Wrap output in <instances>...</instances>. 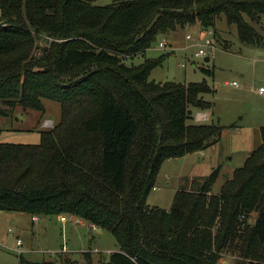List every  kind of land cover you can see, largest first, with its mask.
I'll use <instances>...</instances> for the list:
<instances>
[{
  "label": "trees",
  "instance_id": "obj_1",
  "mask_svg": "<svg viewBox=\"0 0 264 264\" xmlns=\"http://www.w3.org/2000/svg\"><path fill=\"white\" fill-rule=\"evenodd\" d=\"M93 2L0 0V100L43 114V99L62 105L40 145L0 142V211L75 216L111 233L120 249L102 264H218L225 252L264 264V126L218 194L219 168L181 187L170 210L149 208L162 165L214 146L224 128L188 124L190 105L212 107L206 81L150 80L170 52L127 65L222 16L244 44L264 47V0Z\"/></svg>",
  "mask_w": 264,
  "mask_h": 264
},
{
  "label": "rangeland",
  "instance_id": "obj_2",
  "mask_svg": "<svg viewBox=\"0 0 264 264\" xmlns=\"http://www.w3.org/2000/svg\"><path fill=\"white\" fill-rule=\"evenodd\" d=\"M114 2L94 0L93 5L103 7ZM247 22L254 26L248 18ZM191 27L178 29L161 38L145 57L130 59L127 65L138 67L147 58L154 59L170 52L162 66L153 70L150 80L171 81L186 86L206 81L211 92L202 96L212 105L207 110L211 118L201 124L219 125L224 131L214 146L183 158L167 160L162 165L157 178L158 188L152 190L147 200L149 208L170 210L181 187L193 179L203 180L219 168V177L212 188V192L218 194L222 185L236 169L244 166L251 152L262 142L260 130L264 126V95L258 92L264 87V47L244 44L239 39L237 26L228 25L222 16L214 29L217 34L214 38L216 50L210 57L197 56L199 45L211 36L199 24ZM255 28L264 37V22L262 27L255 25ZM187 35H192L196 41H188ZM161 42L172 46L161 49ZM207 58L210 60L207 61ZM43 104L46 109L44 114L33 109L26 111L21 106L11 109L0 100V110L7 111V114H0V142L40 145L41 131L52 129L62 121V105L59 102L43 99ZM189 109L192 119L188 124H200L195 116L206 110L191 105ZM46 120L53 121V126L44 127ZM36 217L38 222H34L29 214L0 211V264H20L21 258L32 264H102L109 260L108 252L112 255L120 249L111 233L93 228L85 221L82 226L71 220L63 224L52 215ZM92 238L94 240L90 242ZM19 239L22 247L18 246ZM18 250H22L23 254L20 255ZM239 261V257L225 252L218 264H237Z\"/></svg>",
  "mask_w": 264,
  "mask_h": 264
},
{
  "label": "built area",
  "instance_id": "obj_3",
  "mask_svg": "<svg viewBox=\"0 0 264 264\" xmlns=\"http://www.w3.org/2000/svg\"><path fill=\"white\" fill-rule=\"evenodd\" d=\"M206 32L209 33V35L211 37H208L206 38L205 40V43L204 44H201L199 45L200 46V49L198 50V53H197V56H202V57H210L213 52L216 50V45H215V42H214V38L217 37V34L215 32V30L213 28H210L208 30H206ZM186 39L188 41H191V42H195L196 40L193 38L192 35H187L186 36ZM159 47L161 49H168L170 48L169 44L165 43V42H161L159 43ZM233 85H236V83H234ZM260 95H264V87H261L259 89V92H258ZM195 119L197 120V122H200V123H206L209 121V118L207 117V115L205 113H197L196 116H195ZM53 126V123L49 120H46L44 122V127H52ZM157 189V188H155ZM58 220L60 222H62L63 224H67L69 222V220L73 221V222H76V223H79L80 225L84 226L85 222L82 220H80L79 218L75 217V216H68V215H62V216H59L58 217ZM33 221L34 222H38V218L37 217H33ZM93 228H96L95 226L91 225ZM10 232H12L10 230ZM18 246L19 247H22V241L19 239L18 240ZM66 249L64 248L63 251H65ZM18 253L21 255L23 254L22 250H18ZM109 255H111L110 252H108Z\"/></svg>",
  "mask_w": 264,
  "mask_h": 264
},
{
  "label": "crops",
  "instance_id": "obj_4",
  "mask_svg": "<svg viewBox=\"0 0 264 264\" xmlns=\"http://www.w3.org/2000/svg\"><path fill=\"white\" fill-rule=\"evenodd\" d=\"M220 36V35H219ZM169 44V43H168ZM170 47L172 46V45H169ZM199 113H205L206 115H207V117L210 119L211 118V115H210V113L206 110V111H201V112H199ZM194 119V118H193ZM50 121V120H49ZM197 121V120H196ZM53 122V121H52ZM198 123H200V122H198ZM201 124V123H200ZM196 125H199V124H196ZM158 188V187H157ZM213 193V192H212ZM94 240V238H92V239H90V242H92ZM84 252V251H83ZM92 258H93V255H92Z\"/></svg>",
  "mask_w": 264,
  "mask_h": 264
},
{
  "label": "water",
  "instance_id": "obj_5",
  "mask_svg": "<svg viewBox=\"0 0 264 264\" xmlns=\"http://www.w3.org/2000/svg\"><path fill=\"white\" fill-rule=\"evenodd\" d=\"M219 37H221V36H219ZM210 60V58H207V61H209ZM255 223H256V220L255 219H251L250 220V224L251 225H255ZM46 264H53L52 262H47Z\"/></svg>",
  "mask_w": 264,
  "mask_h": 264
}]
</instances>
